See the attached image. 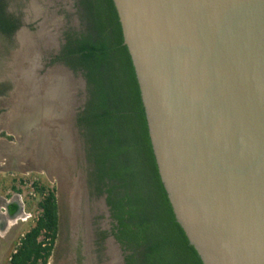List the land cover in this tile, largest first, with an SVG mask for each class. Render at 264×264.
Returning <instances> with one entry per match:
<instances>
[{
	"label": "water",
	"instance_id": "obj_1",
	"mask_svg": "<svg viewBox=\"0 0 264 264\" xmlns=\"http://www.w3.org/2000/svg\"><path fill=\"white\" fill-rule=\"evenodd\" d=\"M113 1L177 221L204 264H264V0Z\"/></svg>",
	"mask_w": 264,
	"mask_h": 264
},
{
	"label": "trees",
	"instance_id": "obj_2",
	"mask_svg": "<svg viewBox=\"0 0 264 264\" xmlns=\"http://www.w3.org/2000/svg\"><path fill=\"white\" fill-rule=\"evenodd\" d=\"M0 0V31L11 34L16 18ZM81 24L64 32L53 60L87 82V100L77 117L94 196L106 194L112 234L126 264H204L177 221L154 153L133 60L124 42L113 0H78ZM26 177L13 191L22 194ZM34 224L19 239L7 264H49L60 230L57 187L36 179ZM103 249L105 231L98 234Z\"/></svg>",
	"mask_w": 264,
	"mask_h": 264
},
{
	"label": "rangeland",
	"instance_id": "obj_3",
	"mask_svg": "<svg viewBox=\"0 0 264 264\" xmlns=\"http://www.w3.org/2000/svg\"><path fill=\"white\" fill-rule=\"evenodd\" d=\"M23 1L12 0L11 9L18 11ZM40 4L48 6L46 9L51 6V3L44 0H33V6ZM68 24L79 25L75 0H52V51L59 45L61 31ZM0 58L6 59L2 55L1 46ZM26 58L21 59L18 54H15L8 56L7 60L9 59V64L19 61V67H17L19 69L25 67L23 68L25 71L33 70L37 78L35 80L39 82L35 84L30 81L29 88L24 86L25 93L34 88L37 89L40 100L46 101L44 105L47 110L50 107L49 101L52 100V160L54 162H52V172L48 170V167L44 168L43 163H40L42 166L37 168L38 160L37 156L34 157V146L30 149L25 148L24 152L22 149L19 163L24 164V168L0 173V194L11 195V184L24 176L28 184L30 179L34 178L55 184L59 201L60 230L49 264H106L111 259L109 252L113 250V244L109 240L111 236L106 242V252L103 253L96 234L101 229L109 230L111 221L103 198L92 197L89 194L83 143L74 121L75 113L85 98L84 79L60 65H52V71L40 74L37 72V63L42 71L41 60L38 61L33 57L31 65L26 67L30 61V59L26 61ZM25 73L22 70V75ZM53 85H55V91H52ZM45 127L46 124L41 125L40 140L49 137L48 132L44 134ZM22 188L24 191L20 197L24 201L28 215L20 216L5 232H0V264H7L20 237L34 224L36 201L29 197L31 190L28 185Z\"/></svg>",
	"mask_w": 264,
	"mask_h": 264
},
{
	"label": "flooded vegetation",
	"instance_id": "obj_4",
	"mask_svg": "<svg viewBox=\"0 0 264 264\" xmlns=\"http://www.w3.org/2000/svg\"><path fill=\"white\" fill-rule=\"evenodd\" d=\"M11 1L12 0H8V5L5 10L6 13H10L16 18L15 24L17 28L14 29L11 34L0 31V46L2 55L6 58H0V173L24 168V164L19 163V156L24 152L25 148L30 149L32 146L35 148L34 157L37 156L38 160L36 161L37 168L42 166L40 163H43L44 168L48 167V170L52 172V100L49 101L50 107L47 110L44 105L46 101L43 102L40 100L37 89L34 88L28 93H25L24 86L29 88L28 86H31L30 81L35 84L39 81L35 80L33 70L31 71L30 69L25 71L23 69L25 67H20L19 69L17 68L19 67V61H14L9 64V59L7 60V57L15 54H18L21 59L27 57L26 61L29 59L30 61L29 65L26 67L31 65V59L33 57L38 61L41 60L43 64L42 71L41 68H38L37 63V72L40 74H46L47 71H52V65H62V67L75 74L74 71L64 63L53 61L61 53L62 46L65 43L64 32L72 25L68 24L62 29L61 41L52 51V0H44L45 2L51 3L49 9H46L48 6L43 4L33 6V0H24L22 7H19L20 9H18V11H13L11 9ZM77 5L78 0H75V10L79 25L74 27L79 29L81 21ZM23 64L26 63L23 62ZM21 69L23 72H26L23 74L24 77ZM75 75H80L84 79L86 88L84 101L77 109L74 121L83 143V157L87 164V188L92 197L98 198V196L92 195L88 183L89 164L86 158L84 141L77 126L78 113L84 107L87 100V82L81 73ZM25 94H28L27 97ZM37 96L41 106L44 105L43 108H38L40 104H38V100L35 99ZM42 124H46L44 134L48 132L49 137L40 140ZM13 185L14 183L11 184V192L13 195L0 194V232H4L6 229L5 225L8 219L15 220L20 216L28 215L24 201L20 197V193L13 191ZM99 197L103 198L111 221L109 230H102L100 228L101 230L96 234L98 238L100 232L105 231L107 233L102 249L103 253H105L108 238L114 236L112 234L113 219L111 217L110 208L106 202V194ZM9 200L11 201L7 204L6 202H9ZM13 216L15 217L12 218Z\"/></svg>",
	"mask_w": 264,
	"mask_h": 264
},
{
	"label": "built area",
	"instance_id": "obj_5",
	"mask_svg": "<svg viewBox=\"0 0 264 264\" xmlns=\"http://www.w3.org/2000/svg\"><path fill=\"white\" fill-rule=\"evenodd\" d=\"M36 181V178H34V179H30V182H29V184H28V182H27V180H25L24 181V183H23V186L24 185H28L29 187H30V193L32 194V191H33V184H34V182Z\"/></svg>",
	"mask_w": 264,
	"mask_h": 264
},
{
	"label": "crops",
	"instance_id": "obj_6",
	"mask_svg": "<svg viewBox=\"0 0 264 264\" xmlns=\"http://www.w3.org/2000/svg\"><path fill=\"white\" fill-rule=\"evenodd\" d=\"M10 201L11 200H9V202H6L7 204H9L10 203ZM6 204V205H7ZM16 220V219H15ZM15 220H11V219H8L6 222V225H5V227H6V229L4 230V232L8 229V227L10 226V225H12V223H14L15 222Z\"/></svg>",
	"mask_w": 264,
	"mask_h": 264
},
{
	"label": "bare ground",
	"instance_id": "obj_7",
	"mask_svg": "<svg viewBox=\"0 0 264 264\" xmlns=\"http://www.w3.org/2000/svg\"><path fill=\"white\" fill-rule=\"evenodd\" d=\"M35 78V77H34ZM35 79H37V78H35ZM29 87H30V85H29ZM64 87V86H63ZM66 88V87H65ZM52 91H55V85H53V89H52ZM36 100H38V104H40L39 103V98L37 99V98H35ZM43 106V105H42ZM38 108H41V104H40V106L38 107ZM43 108V107H42ZM59 153V152H58ZM42 156H43V154H42ZM53 158V157H52ZM42 159H43V157H42ZM42 161V160H41ZM47 162H48V160H47ZM52 162H54L53 160H52ZM56 164H57V162H56ZM75 194V193H74ZM74 197H75V195H73ZM76 204V203H75ZM78 213V212H77ZM80 218V217H79ZM76 220V219H75ZM76 221H78V220H76Z\"/></svg>",
	"mask_w": 264,
	"mask_h": 264
}]
</instances>
